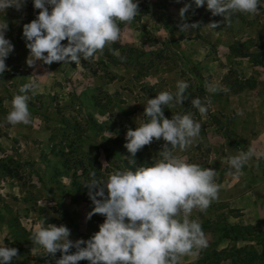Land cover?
<instances>
[{
  "label": "rangeland",
  "instance_id": "rangeland-1",
  "mask_svg": "<svg viewBox=\"0 0 264 264\" xmlns=\"http://www.w3.org/2000/svg\"><path fill=\"white\" fill-rule=\"evenodd\" d=\"M185 3L192 6L182 21L178 13ZM258 7L255 15L235 13L225 23L223 16L212 15L204 5L195 7L193 0H138V14L131 22H119L120 39L106 45L103 54L97 52L79 63L37 61L33 66L26 63L29 50L22 26L39 9L26 0L20 10L8 7L4 15L0 12V20L8 23L5 36L13 45L5 59L7 70L0 76V246L17 249V256L6 264H54V257L44 255L29 239L42 219L67 226L72 240L87 239L98 231L104 217L93 214L86 219L94 205L83 183L90 171L107 175L115 168L134 170L152 162L164 141L153 139L129 164L125 133L145 119L146 99L174 90L178 79L188 82V99L166 106L163 112H168L166 118L190 112L201 129L183 152L173 151L190 163L216 170L218 185L217 198L208 208L204 212L194 209L191 214L208 241L207 247L195 250L197 256L234 244H254L261 250L258 240L225 237L227 225L234 223L251 224L256 234L264 230L245 222L256 218V213L234 206V198L256 189V164L264 167L263 156L250 159L239 173L227 164L229 155L250 146L264 153V148L250 142L256 126L264 125V60L256 62V53H263L264 0ZM210 21L219 22L216 29L205 26ZM184 22L199 25L181 32L178 26ZM233 46L247 55L234 53ZM109 47L124 59L110 53ZM29 80L39 84L34 95L29 93L31 123L8 124L4 117L11 99ZM206 83H215L221 90L209 93ZM194 97L207 104L206 114L191 106ZM74 182L84 186V191H78ZM22 229L28 236L22 235ZM59 256L57 251L55 257ZM222 264L235 262L225 259Z\"/></svg>",
  "mask_w": 264,
  "mask_h": 264
},
{
  "label": "clouds",
  "instance_id": "clouds-1",
  "mask_svg": "<svg viewBox=\"0 0 264 264\" xmlns=\"http://www.w3.org/2000/svg\"><path fill=\"white\" fill-rule=\"evenodd\" d=\"M26 0H0V12L8 7L20 10ZM195 7L204 5L212 15H221L230 23L235 13L255 15L260 0H193ZM39 9L35 18L22 26V35L29 50L28 66L37 61L50 65L62 61L79 63L89 61L97 52L103 54L106 45L117 42L121 36L119 22H131L138 14V0H32ZM192 5L185 3L179 9L183 21ZM217 21L205 25L216 29ZM199 22L181 23V32L197 29ZM8 23L0 20V76L7 70L5 59L13 45L5 36ZM67 43H62V41ZM123 60L117 51L108 48ZM39 84L29 80L19 86L18 94L11 99V107L4 120L8 124L31 123L28 109L29 93L35 94ZM186 80L178 79L172 91L164 90L144 102L145 119L125 133L124 147L128 163L132 157L153 139L164 141L161 150L150 164H142L134 170L124 166L107 175L89 172L83 183L94 207L86 213L104 217L103 222L87 239H70V229L61 224L46 223L42 219L32 230L29 239L43 249L44 255L54 257V264H178L181 257L193 250L207 247V238L198 219L191 218L194 209L204 212L217 198L216 170L190 163L173 150L183 152L200 136L201 123L192 113H172L166 118L163 109L181 105L188 99ZM209 93L221 90L215 83H206ZM227 91V89H223ZM201 114L207 113L206 103L199 97L190 101ZM257 156L253 147L227 157L231 170H240ZM74 249V251H69ZM60 252L59 257L55 253ZM17 256L15 247L0 246V264H6Z\"/></svg>",
  "mask_w": 264,
  "mask_h": 264
},
{
  "label": "trees",
  "instance_id": "trees-1",
  "mask_svg": "<svg viewBox=\"0 0 264 264\" xmlns=\"http://www.w3.org/2000/svg\"><path fill=\"white\" fill-rule=\"evenodd\" d=\"M263 53H264V44H262ZM232 51L239 55H247L241 50H238L236 46L232 47ZM256 53V62L261 63L264 60V54ZM244 86H241L242 89ZM165 111H168L167 109ZM166 112L164 115L167 117ZM6 171L9 174H12L11 170L7 168ZM76 183V182H74ZM76 189L78 191H84V186L79 183H76ZM22 235L28 236L25 229L20 230ZM260 234H256L254 226L251 224H241L234 223L227 225L226 238H229L233 241L246 240V241H260L258 244L262 246L259 250L254 244H244L237 246L236 244L232 245L230 249L224 250H211L204 254H200L195 262L188 264H220L221 261L225 259H230L237 264H259L264 263V238L261 236V233H264V230L259 231ZM203 255V256H202ZM263 261V262H261Z\"/></svg>",
  "mask_w": 264,
  "mask_h": 264
},
{
  "label": "crops",
  "instance_id": "crops-1",
  "mask_svg": "<svg viewBox=\"0 0 264 264\" xmlns=\"http://www.w3.org/2000/svg\"><path fill=\"white\" fill-rule=\"evenodd\" d=\"M250 142L256 147L264 148V125L256 126V134L250 137ZM260 165L261 166H258L256 164V172L258 173V175L256 174V189H249L248 191L234 198V206L245 208L244 211L246 212L256 213V218L246 220L245 222L252 224L256 223V225L258 224L260 225V227H264V192H262L264 191V186L261 184V180L264 179V167L262 163ZM197 258V252L193 250L190 255L181 257L178 261V264L192 263L195 262ZM223 261L221 262V264L223 263Z\"/></svg>",
  "mask_w": 264,
  "mask_h": 264
}]
</instances>
